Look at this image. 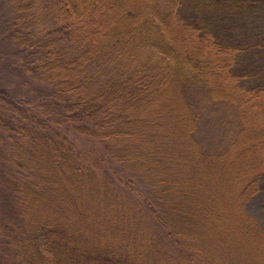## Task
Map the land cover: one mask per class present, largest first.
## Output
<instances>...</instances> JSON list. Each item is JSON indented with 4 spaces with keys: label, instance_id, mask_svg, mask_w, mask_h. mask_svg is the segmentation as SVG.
<instances>
[{
    "label": "trees",
    "instance_id": "16d2710c",
    "mask_svg": "<svg viewBox=\"0 0 264 264\" xmlns=\"http://www.w3.org/2000/svg\"><path fill=\"white\" fill-rule=\"evenodd\" d=\"M42 3L41 65L78 95L62 119L110 147L148 193L133 201L134 182L120 186L60 120L14 125L19 222L0 223V243L23 264H264V0H33ZM92 61L118 72L96 85L79 75ZM189 80L241 107L245 125L222 153L192 134Z\"/></svg>",
    "mask_w": 264,
    "mask_h": 264
},
{
    "label": "rangeland",
    "instance_id": "374dc122",
    "mask_svg": "<svg viewBox=\"0 0 264 264\" xmlns=\"http://www.w3.org/2000/svg\"><path fill=\"white\" fill-rule=\"evenodd\" d=\"M43 6V3L33 4V0H0V223L2 227H5L3 222L9 223L7 222L9 219L19 222L18 215L15 219V215L10 212L12 180L8 175L14 170L10 167V153L12 140L17 138L11 129H14L12 128L14 125H29L31 128L35 125L36 118L47 119L50 126L56 120H60L61 130L79 150L95 148L103 156L107 170L111 173L115 170L116 181L118 177L123 180L124 184L118 182L120 186L130 191L127 182L130 180L134 182L136 190L132 189L128 192L133 201L139 200L145 205V195L148 193L147 186L139 177V173H133L126 164H118L113 160L110 147L98 139L78 135L65 119H62L69 101L77 100L78 95L75 92H68L59 78L48 74L41 65L44 56L43 46L38 41L39 30L46 27L49 21L46 19L44 9L40 11ZM117 72L116 65L92 61L83 65L79 75L83 78L93 77L96 85H102L115 77ZM206 87V84L200 80L186 81L181 86L182 100L190 105L194 114L196 126L192 134L199 141L202 150L213 154L222 153L239 138L245 125L241 116V107L231 98H213ZM166 164L164 163L165 167ZM144 190L146 193L143 192ZM19 229L21 230V226ZM161 230H164V226ZM0 240H3L2 234ZM162 240L165 247L175 253L177 248L173 238L166 237ZM15 250L13 246L5 248V245L0 243V259L3 264L25 262L24 258H18L13 254Z\"/></svg>",
    "mask_w": 264,
    "mask_h": 264
}]
</instances>
